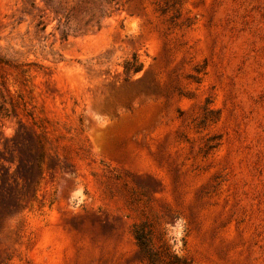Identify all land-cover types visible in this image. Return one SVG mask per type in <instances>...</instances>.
I'll return each instance as SVG.
<instances>
[{
  "label": "rangeland",
  "instance_id": "374dc122",
  "mask_svg": "<svg viewBox=\"0 0 264 264\" xmlns=\"http://www.w3.org/2000/svg\"><path fill=\"white\" fill-rule=\"evenodd\" d=\"M140 223L264 264V0H0V264H147Z\"/></svg>",
  "mask_w": 264,
  "mask_h": 264
},
{
  "label": "trees",
  "instance_id": "16d2710c",
  "mask_svg": "<svg viewBox=\"0 0 264 264\" xmlns=\"http://www.w3.org/2000/svg\"><path fill=\"white\" fill-rule=\"evenodd\" d=\"M139 70V66H132L128 61L125 63L126 73ZM134 236L147 264H191L189 260L176 254L167 241L163 240L158 246L154 244L153 232L145 223L134 225Z\"/></svg>",
  "mask_w": 264,
  "mask_h": 264
}]
</instances>
